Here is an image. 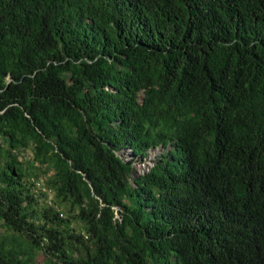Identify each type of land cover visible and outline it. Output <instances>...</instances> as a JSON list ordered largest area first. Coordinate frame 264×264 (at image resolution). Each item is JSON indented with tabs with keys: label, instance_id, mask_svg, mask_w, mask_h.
<instances>
[{
	"label": "trees",
	"instance_id": "trees-1",
	"mask_svg": "<svg viewBox=\"0 0 264 264\" xmlns=\"http://www.w3.org/2000/svg\"><path fill=\"white\" fill-rule=\"evenodd\" d=\"M0 220V264H264V0H0Z\"/></svg>",
	"mask_w": 264,
	"mask_h": 264
},
{
	"label": "rangeland",
	"instance_id": "rangeland-1",
	"mask_svg": "<svg viewBox=\"0 0 264 264\" xmlns=\"http://www.w3.org/2000/svg\"><path fill=\"white\" fill-rule=\"evenodd\" d=\"M29 154L30 152L27 151ZM161 152L160 149L156 148V149H151V151L149 152L150 156L147 159L144 160H139L138 158L136 159L135 163H134V169L136 170V172H143L145 171L151 164L152 162L155 160V158L157 157V155ZM128 152H123V155H125ZM44 179V178H43ZM43 179L41 180V183L43 182ZM53 198V193L52 191H48V195L46 199H43V203L45 201L51 200ZM5 230L2 221L0 220V233H2ZM42 257V255H39V259Z\"/></svg>",
	"mask_w": 264,
	"mask_h": 264
}]
</instances>
